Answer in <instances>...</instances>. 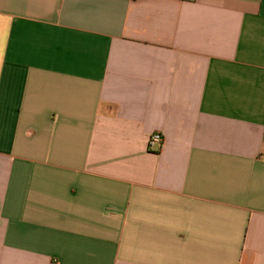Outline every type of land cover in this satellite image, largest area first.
Listing matches in <instances>:
<instances>
[{
    "label": "crops",
    "instance_id": "crops-1",
    "mask_svg": "<svg viewBox=\"0 0 264 264\" xmlns=\"http://www.w3.org/2000/svg\"><path fill=\"white\" fill-rule=\"evenodd\" d=\"M0 264H264V0H0Z\"/></svg>",
    "mask_w": 264,
    "mask_h": 264
},
{
    "label": "built area",
    "instance_id": "built-area-1",
    "mask_svg": "<svg viewBox=\"0 0 264 264\" xmlns=\"http://www.w3.org/2000/svg\"><path fill=\"white\" fill-rule=\"evenodd\" d=\"M163 141L162 134L160 132H154L151 134L148 140V144L151 148L161 145Z\"/></svg>",
    "mask_w": 264,
    "mask_h": 264
}]
</instances>
